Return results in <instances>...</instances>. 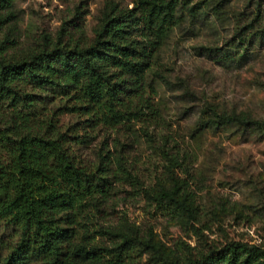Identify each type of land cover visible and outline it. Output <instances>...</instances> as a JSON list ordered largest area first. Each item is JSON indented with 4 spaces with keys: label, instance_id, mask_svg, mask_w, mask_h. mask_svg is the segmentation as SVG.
<instances>
[{
    "label": "rangeland",
    "instance_id": "rangeland-1",
    "mask_svg": "<svg viewBox=\"0 0 264 264\" xmlns=\"http://www.w3.org/2000/svg\"><path fill=\"white\" fill-rule=\"evenodd\" d=\"M132 4L14 0L0 11L4 55L26 59L70 38L88 45L111 9ZM189 6L194 11L171 30L146 75L156 91L153 122L106 128L78 112L58 113L80 162L96 167L109 151L129 174L111 184L108 202L86 225L106 248L122 233L134 236L127 264L182 263L230 241L264 242V129L216 118L244 113L264 121V0ZM173 186L190 217L159 196ZM10 241V231L0 230V256Z\"/></svg>",
    "mask_w": 264,
    "mask_h": 264
},
{
    "label": "trees",
    "instance_id": "trees-1",
    "mask_svg": "<svg viewBox=\"0 0 264 264\" xmlns=\"http://www.w3.org/2000/svg\"><path fill=\"white\" fill-rule=\"evenodd\" d=\"M13 1L0 0V11ZM189 3L133 0L104 16L90 44L57 40L26 59H6L0 43V230L12 238L0 264H127L134 236L122 233L106 248L86 225L108 202L111 184L129 174L109 151L96 167L80 162L58 113L78 112L106 128L153 122L156 91L146 75L171 30L194 11ZM216 118L264 129L244 113ZM176 192L163 188L159 196L190 217ZM173 264H264V242L230 241Z\"/></svg>",
    "mask_w": 264,
    "mask_h": 264
}]
</instances>
